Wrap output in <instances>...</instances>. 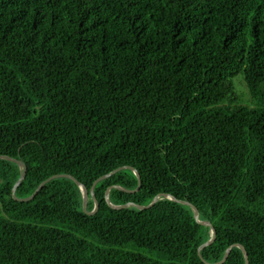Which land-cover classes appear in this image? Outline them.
<instances>
[{
  "label": "trees",
  "instance_id": "obj_1",
  "mask_svg": "<svg viewBox=\"0 0 264 264\" xmlns=\"http://www.w3.org/2000/svg\"><path fill=\"white\" fill-rule=\"evenodd\" d=\"M239 74L257 108L237 104ZM263 86L264 0H0V156L26 167L16 198L111 174L88 215L69 178L16 201L22 169L0 159V264H216L236 244L264 264ZM109 188L115 206L191 203L214 242L200 258L211 229L190 206L114 210Z\"/></svg>",
  "mask_w": 264,
  "mask_h": 264
},
{
  "label": "water",
  "instance_id": "obj_2",
  "mask_svg": "<svg viewBox=\"0 0 264 264\" xmlns=\"http://www.w3.org/2000/svg\"><path fill=\"white\" fill-rule=\"evenodd\" d=\"M0 159H3V160H6V161H10V162L16 163V164L22 169V174H21L19 180L17 181V183L15 184L14 189H13V191H12L13 198H14L16 201L27 202V201L32 200L33 197H34V196L38 193V191L42 188V186H43L45 183H47L48 181L52 180V179H55V178H69V179H73V180L76 182V184L78 185V187L80 188V191H81L82 196H83V210H84V212H85L86 214H88V215H93V214H95V213L97 212V209H98V203H97V201L95 200V198H94V196H93V193H94V187L96 186V184H97L99 181H101V180H103V179H105V178H107V177H109V176L111 175V174H108V175H106V176H103V177L97 179V180L93 183L90 192H88L87 188H86L84 185L80 184V183H79L77 180H75L72 176H69V175H56V176H53V177L49 178L47 181L43 182L31 197L26 198V199H17L16 196H15V190H16V188L19 186V184L23 181V179L25 178V175H26V167H25V165H24L22 162H20V161H18V160H16V159L10 158V157L0 156ZM125 168H128V167H122V168H119V169L113 171L112 173H115V172H117V171L123 170V169H125ZM129 169H131V170L135 173V175H136V177H137V179H138L139 185H140V176H139L138 172H137L136 170L132 169V168H129ZM113 188H117V189H120V190H122V191L130 192V191H127V190L122 189V188L117 187V186H114ZM110 189H111V188L107 189L106 192H105V200H106L107 205H108L111 209H114V210H121V209L129 208V207H136V208H138V209H140V210L149 209V208L153 207V206L156 204V202H157L159 199H161V198H167V199H170V200H172V201H174V202H177V203H181V204H184V205H188V206H190V207L193 209L195 221H196L198 224L202 225V226H209L210 229H211V235H212V236H211V239H210L208 242H206L205 244H203V245L199 248V250H198V251H199V256H200V250L203 249V248H205V247H207V246H209V245H211V244L214 242V240H215L216 232H215V229L213 228V226L211 225V223L206 222V221H201L200 218H199V211L197 210V208H195V207H194L191 203H189V202L179 201V200H177L175 197H173V196H171V195H168V194H160V195L156 196V197L153 199L152 203H151L150 205H148V206H141V205H137V204H134V203H127V204L122 205V206H115V205L111 204V202H110V200H109V191H110ZM138 189H139V188H138ZM138 189H137V190H138ZM89 193L92 195V197H93V199H94V203H95V208H94V210H93L92 212H90V213L87 212V205H88V200H89ZM233 247H237V248H239V249L242 251V253H243V255H244V259H245V264H249L247 252H246L245 248H244L242 245H240V244H236V245L230 246V247L226 250V253H225L223 259H222L220 262L216 263V264H223V263L226 261V259L228 258L229 254H230V252H231V249H232ZM200 258H201V256H200Z\"/></svg>",
  "mask_w": 264,
  "mask_h": 264
},
{
  "label": "rangeland",
  "instance_id": "obj_3",
  "mask_svg": "<svg viewBox=\"0 0 264 264\" xmlns=\"http://www.w3.org/2000/svg\"><path fill=\"white\" fill-rule=\"evenodd\" d=\"M232 82L234 87L233 95L237 99V104L248 108H257L258 104L255 101L256 99H253L252 95L248 91L242 75H236L232 79Z\"/></svg>",
  "mask_w": 264,
  "mask_h": 264
},
{
  "label": "bare ground",
  "instance_id": "obj_4",
  "mask_svg": "<svg viewBox=\"0 0 264 264\" xmlns=\"http://www.w3.org/2000/svg\"><path fill=\"white\" fill-rule=\"evenodd\" d=\"M13 191V190H12ZM192 209V208H191ZM226 253V252H225Z\"/></svg>",
  "mask_w": 264,
  "mask_h": 264
}]
</instances>
